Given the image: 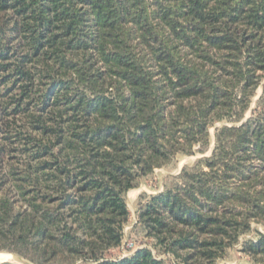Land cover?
<instances>
[{
	"label": "trees",
	"instance_id": "obj_1",
	"mask_svg": "<svg viewBox=\"0 0 264 264\" xmlns=\"http://www.w3.org/2000/svg\"><path fill=\"white\" fill-rule=\"evenodd\" d=\"M263 78L264 0H0V253L217 264L264 227V92L244 119ZM222 121L209 156L140 196L163 258H106L126 192ZM240 245L264 264V233Z\"/></svg>",
	"mask_w": 264,
	"mask_h": 264
},
{
	"label": "rangeland",
	"instance_id": "obj_2",
	"mask_svg": "<svg viewBox=\"0 0 264 264\" xmlns=\"http://www.w3.org/2000/svg\"><path fill=\"white\" fill-rule=\"evenodd\" d=\"M264 92V78L261 80L259 86L255 91V95L251 99L249 109L244 114V119L251 115L254 108L256 107V101L260 95ZM228 124L227 122H217L209 129V144L201 151L200 148L195 147L192 154L189 155H178L174 160L167 166L155 169L152 174L149 176L139 179L138 183L134 188L128 190L125 194V202L129 211L128 222L124 225L123 228V239L122 241L131 242L132 245L130 248L121 247L111 249L106 253V258L116 259L123 257V253L128 256L132 253L134 248L147 246L153 253L159 258H163L162 254L158 249L154 248L152 241L143 237L140 226L136 223L137 220V211L138 205L141 202L140 196L143 194L153 195L161 191L165 184L171 182L172 177L177 176L182 168L191 167L198 159L202 157H207L211 154L212 148L214 146V135L218 127ZM257 232L264 233V227L258 223L252 224V229L249 233L244 234L240 238V242L233 245L231 248L227 249L225 254L221 259L217 261V264H260L251 260L247 255L241 251V242L245 239L255 238ZM133 250V251H132ZM3 255L9 254L10 252L1 251ZM5 258L0 259L2 262H10L13 264H29L18 258L12 253ZM166 260V259H165ZM168 264H171V260H166ZM75 264H89L85 262H76Z\"/></svg>",
	"mask_w": 264,
	"mask_h": 264
},
{
	"label": "built area",
	"instance_id": "obj_3",
	"mask_svg": "<svg viewBox=\"0 0 264 264\" xmlns=\"http://www.w3.org/2000/svg\"><path fill=\"white\" fill-rule=\"evenodd\" d=\"M131 245H132V243L131 242H126V241H122V243H121V247H124L125 246V248H130L131 247ZM136 248H134L133 250H135ZM132 250V251H133ZM127 254H125V253H123V257H125Z\"/></svg>",
	"mask_w": 264,
	"mask_h": 264
},
{
	"label": "bare ground",
	"instance_id": "obj_4",
	"mask_svg": "<svg viewBox=\"0 0 264 264\" xmlns=\"http://www.w3.org/2000/svg\"><path fill=\"white\" fill-rule=\"evenodd\" d=\"M7 256H10V255H9V254L3 255V254L0 253V259H1V258H5V257H7Z\"/></svg>",
	"mask_w": 264,
	"mask_h": 264
},
{
	"label": "water",
	"instance_id": "obj_5",
	"mask_svg": "<svg viewBox=\"0 0 264 264\" xmlns=\"http://www.w3.org/2000/svg\"><path fill=\"white\" fill-rule=\"evenodd\" d=\"M16 258H18V259L22 260V258H20V257H18V256H16Z\"/></svg>",
	"mask_w": 264,
	"mask_h": 264
}]
</instances>
